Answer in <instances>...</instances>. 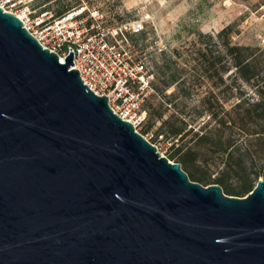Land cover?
<instances>
[{"label": "water", "instance_id": "water-1", "mask_svg": "<svg viewBox=\"0 0 264 264\" xmlns=\"http://www.w3.org/2000/svg\"><path fill=\"white\" fill-rule=\"evenodd\" d=\"M0 7V264H264V179H189Z\"/></svg>", "mask_w": 264, "mask_h": 264}, {"label": "rangeland", "instance_id": "rangeland-1", "mask_svg": "<svg viewBox=\"0 0 264 264\" xmlns=\"http://www.w3.org/2000/svg\"><path fill=\"white\" fill-rule=\"evenodd\" d=\"M44 1L15 0L13 10L29 11L30 17H33L40 13L44 5H49L50 10L44 13L52 15L50 21H53L59 18L55 16L54 8L63 3L79 2L78 6L63 16L78 12L80 26L90 31L92 26L97 25L104 29H117L119 34L114 42L126 50L133 61L141 63L145 72L151 75L153 89L151 94L146 93L148 103L156 105L168 98L161 93L157 94L155 87L161 89L164 75L177 71L188 87V94L183 96L175 91L169 106L192 120L190 123L195 130L209 117L205 112L206 105L200 100L212 94L221 103L228 92L223 87H213L210 81L201 76V65L194 58L191 44L194 32L200 30L215 33L227 24L234 23L237 31L232 36L234 43L264 48V0H49L40 5ZM136 21L142 24V28L133 33L130 29ZM141 32H144V36L139 35ZM174 51H180L181 55L176 56ZM225 80L235 83L232 78L225 77ZM174 90L172 86L164 94L171 96ZM233 90L232 97L223 105L227 109L238 98L245 101L254 98V88L249 83L237 81ZM148 111L147 105L142 104L139 114L144 115V119L136 124L139 133L143 132L148 123ZM158 127L159 122L141 134L168 158L171 143L164 135L155 138ZM259 178L264 179L263 176Z\"/></svg>", "mask_w": 264, "mask_h": 264}, {"label": "trees", "instance_id": "trees-1", "mask_svg": "<svg viewBox=\"0 0 264 264\" xmlns=\"http://www.w3.org/2000/svg\"><path fill=\"white\" fill-rule=\"evenodd\" d=\"M79 4H60L53 9L55 16L61 17ZM50 8L44 5L40 13ZM236 32L231 23L215 33L196 30L191 41L203 79L228 92L221 103L212 94L200 100L206 105L208 119L195 130L192 120L170 109L175 91L183 96L188 94L185 81L177 71H172L164 75L161 89L155 87L157 94L168 98L156 105L148 103L147 96L144 99L143 105L149 111L143 132L159 122L155 138L164 135L169 140L168 159L179 163L190 180L204 186L218 184L225 194L241 197L253 189L259 177H264V48L234 43L232 36ZM139 35L144 36V32ZM174 53L181 55L180 51ZM225 77L235 83L251 84L254 98H238L230 108H225L224 102L232 97L235 88V83L226 82ZM172 86L175 90L171 96L164 94Z\"/></svg>", "mask_w": 264, "mask_h": 264}, {"label": "built area", "instance_id": "built-area-1", "mask_svg": "<svg viewBox=\"0 0 264 264\" xmlns=\"http://www.w3.org/2000/svg\"><path fill=\"white\" fill-rule=\"evenodd\" d=\"M15 6V0H0L3 11L16 15L41 46L57 53L60 61L71 48L74 52L72 68L79 71L83 83L96 95H105L113 112L132 123L138 132L136 124L144 119V115L139 114L140 107L152 91L151 75L114 42L119 34L117 29L97 25L90 31L80 26L78 12L50 21L52 15L39 13L30 17L29 11H14ZM141 28L142 24L136 21L130 31L137 33Z\"/></svg>", "mask_w": 264, "mask_h": 264}, {"label": "bare ground", "instance_id": "bare-ground-1", "mask_svg": "<svg viewBox=\"0 0 264 264\" xmlns=\"http://www.w3.org/2000/svg\"><path fill=\"white\" fill-rule=\"evenodd\" d=\"M61 61H63V58H61Z\"/></svg>", "mask_w": 264, "mask_h": 264}]
</instances>
